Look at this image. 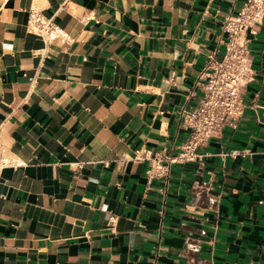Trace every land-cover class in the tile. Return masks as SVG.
Wrapping results in <instances>:
<instances>
[{
    "label": "crops",
    "instance_id": "0c3cea01",
    "mask_svg": "<svg viewBox=\"0 0 264 264\" xmlns=\"http://www.w3.org/2000/svg\"><path fill=\"white\" fill-rule=\"evenodd\" d=\"M244 2L0 0V264H264V20L242 115L146 173ZM32 8L64 35L32 33Z\"/></svg>",
    "mask_w": 264,
    "mask_h": 264
},
{
    "label": "built area",
    "instance_id": "2783aa9c",
    "mask_svg": "<svg viewBox=\"0 0 264 264\" xmlns=\"http://www.w3.org/2000/svg\"><path fill=\"white\" fill-rule=\"evenodd\" d=\"M263 20L264 0H245L236 15L226 18L223 27L227 34L225 51L221 57L217 52L208 54L200 76L203 83H198L204 93L197 105L184 106L180 113L188 136L178 153L158 154L149 159L150 167L146 172L149 180L168 174L170 165L199 160L198 149L206 146L211 138L221 136L223 130L242 115V90L254 76L249 46ZM28 28L46 42L64 35L54 18L36 8L29 11ZM137 158L140 161L147 159L146 152H140ZM2 164L6 162L2 161ZM10 165L23 166L24 162L14 161Z\"/></svg>",
    "mask_w": 264,
    "mask_h": 264
}]
</instances>
